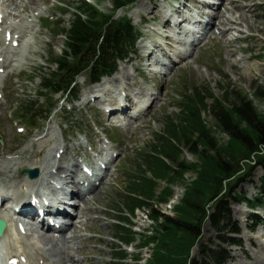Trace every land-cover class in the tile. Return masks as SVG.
I'll list each match as a JSON object with an SVG mask.
<instances>
[{"label":"rangeland","instance_id":"1","mask_svg":"<svg viewBox=\"0 0 264 264\" xmlns=\"http://www.w3.org/2000/svg\"><path fill=\"white\" fill-rule=\"evenodd\" d=\"M73 1L75 0H0L2 12L8 21L16 22L14 27L16 26L21 36V43L17 48H0L1 58L4 60V73L0 74V93L3 96L0 104L5 100L0 105V191L14 201L25 199L36 192L52 194L51 187L47 184H28L19 174L24 166L38 168L40 176L44 178L49 175L55 162L63 168L69 166L68 159L73 158L72 149L80 135L91 138L95 131H101L98 124L101 119L96 118L95 111L82 107L80 103L68 105L60 95L52 100L57 108L48 123L39 125V132L27 131L28 126L23 122L17 126L12 122L19 120L16 115L19 103L38 99L41 73H48L50 68L49 52L59 55L63 48V38L54 37L49 30L43 28V20L53 16L67 26L70 15L60 16L55 7L63 3L72 4ZM98 8L103 13L111 9L107 0L102 1ZM221 8L219 14L235 23L227 25L224 19L226 25L217 24L221 33L218 35L215 29L211 32L212 35L202 37L193 48L195 50L191 57L181 59L166 75L162 66L154 62V57L148 58V53L153 45L161 43L174 56L183 49L182 41L186 35L180 28H164L159 25L168 18L177 20L180 24H185L191 16L202 21L201 13L205 10L192 0H178L177 4L173 0H137L134 7L125 12L133 25L145 35L143 41H138L136 45L140 59L137 57L132 62L123 63L120 71H117V78H120L117 86L131 94H137L138 91L144 95H153L152 99L156 98L154 105L144 118L136 122L126 120L125 116L121 120H114L113 123L121 127L118 131H109L108 127L112 123L104 121L102 131L108 130L105 132L114 142L108 148L116 152L118 158L111 164L99 188L80 205L82 211L77 209L75 228L67 232L77 240L68 244L67 253L48 256L34 230L27 237H19L22 248L40 254L47 264H111L114 253L119 250V243L113 235V224H116L113 220L118 216L114 212L115 199L122 190L124 170L130 172L138 149L148 144L152 134L161 129L167 115L173 116L177 112L176 93L181 91L184 82L209 84L214 92L217 91L218 83L229 84L248 95L258 86L264 87V0H227ZM122 16L123 12L116 15L117 18ZM213 19L216 22V18ZM28 24L33 28L27 30ZM154 31L171 38L158 37ZM76 87L79 98L89 90L84 77L77 80ZM255 105L263 112V103L255 102ZM93 120L100 129L95 130L91 126ZM207 122L212 123L210 118H207ZM17 127H25L24 133L19 134ZM218 138L226 140L223 135H218ZM60 148L61 151L67 150L62 155L65 158L63 161L53 158ZM97 156L99 157L98 154ZM183 157L188 162L195 161L194 156L186 151H183ZM49 161L52 164L46 166ZM261 176L262 170L259 167L254 163L247 164L232 181V194L235 192L250 200L258 193ZM193 178V174H188L184 179L188 182ZM184 188V184L172 187L168 203L158 206L157 211L164 216L174 217V208L180 203ZM260 198L259 203L263 208L253 212L244 204L228 200L230 216L223 232H215L209 224L200 228L202 246L226 255L221 264H264V198ZM1 212L3 211L0 210ZM251 215L258 216L262 223L255 224L251 221ZM130 220L132 232L138 235V240L123 249L130 263V259L138 256V264H146L150 252L147 249L141 250L138 244L141 243V236L151 233V222L142 211H136ZM232 230H236L238 234H231ZM230 240H235L239 246H230ZM60 246H65V242L59 241L58 247ZM66 254L69 258L73 256L70 263L62 259ZM190 258L214 264L200 255L198 247L193 248Z\"/></svg>","mask_w":264,"mask_h":264},{"label":"trees","instance_id":"2","mask_svg":"<svg viewBox=\"0 0 264 264\" xmlns=\"http://www.w3.org/2000/svg\"><path fill=\"white\" fill-rule=\"evenodd\" d=\"M107 1L111 5L107 13L85 0L59 8L61 13L70 12L71 19L67 28L54 24L65 39L61 55L50 53L52 70L41 76L46 107L49 95L64 93L75 97L72 84L78 76L97 82L111 75L116 61L132 52L137 33L126 16L117 18L115 14L136 0ZM217 87L214 92L209 84L184 82L176 93L177 112L165 117L161 129L138 150L130 172L126 170L115 203L119 224L113 232L122 244L131 245L137 236L126 228L131 225L128 217L136 210L145 212L152 233L141 236L138 247L152 248L147 264H207L190 259L196 245L203 257L221 264V253L202 247L200 228L208 222L215 232H223L230 216V198L247 207L257 203L256 197L247 200L232 194V181L247 164L254 163L262 169L257 196L264 194V110L260 112L255 105H264V87L258 86L249 95L229 84L218 83ZM42 108L26 101L19 113L23 121L36 125L39 119L48 117L52 106L45 112ZM218 135L226 140H219ZM183 151L194 156L195 161L188 162ZM188 174L194 178L186 182ZM177 184L185 185L182 199L174 208V217L164 216L157 207L169 201L172 187ZM236 244L230 241V245ZM125 260V252L119 251L112 264H125ZM133 260L137 264L138 257Z\"/></svg>","mask_w":264,"mask_h":264},{"label":"bare ground","instance_id":"3","mask_svg":"<svg viewBox=\"0 0 264 264\" xmlns=\"http://www.w3.org/2000/svg\"><path fill=\"white\" fill-rule=\"evenodd\" d=\"M225 0H221L220 1V3H219V5H218V11L215 13V18H216V22H214V21H212V25H211V27L209 28V31H208V33L210 32H212L213 30H215L216 29V33L219 35L221 32H220V29L217 27V24L218 25H226V22L225 21H223L224 19L227 21V25H233L235 22L233 21V20H231V19H228V17L227 18H223V16H221V14H219L220 12H221V10H222V8L221 7H223V4H225V2L227 1H225ZM230 4H232V2L230 1ZM224 9H225V7H224ZM228 12H231V11H229V10H227ZM222 19V20H221ZM231 30V29H230ZM14 34H16V33H13V35ZM4 37H3V40H2V42L4 43ZM168 39V38H167ZM151 51V50H150ZM193 54V51L191 50V51H189V52H186V53H184V55L183 56H187V57H190L191 55ZM182 56V57H183ZM182 57H180V56H178V58L177 59H180V58H182ZM187 57H185V58H187ZM181 60V59H180ZM122 66V65H121ZM1 68V67H0ZM115 80H117V75L116 76H114L113 78H109V79H107V78H105V79H103L97 86H96V88H97V90H98V92H103V91H105L107 88H108V86L110 85V84H112ZM119 102L120 103H115L113 106H111V111L112 112H114L115 110H117V109H120V110H122V106H125V103L126 102H132V99H131V96L130 95H127L126 96V98H121V99H119ZM61 159V158H60ZM64 160V159H63ZM75 161V160H74ZM52 164L51 163V161H49L48 163H46V166L48 165V164ZM72 165L73 166H75L76 164L75 163H73L72 162ZM45 166V167H46ZM24 168H28V167H25L24 166ZM52 168L53 169H55V171L53 172H51L52 173V175H50V176H48L47 178H51V176H54V177H58V178H62L61 176H63L64 174L62 173V172H64V173H66V168L64 167H62V166H60L59 165V163L58 162H55L54 164H53V166H52ZM63 168V169H62ZM40 178L42 179L43 177L42 176H40ZM45 179L46 181L48 180V179ZM53 178V177H52ZM78 177H77V175H75V176H72V177H70V178H66L65 180H60L61 182H65V181H67L68 183H74V181L77 179ZM53 179H55V178H53ZM56 180V179H55ZM79 180H81L80 178H79ZM105 180V177H103L102 179H101V181L99 182V185L97 186V187H93V188H90L89 190H87L84 194H80V196H79V198H80V200L78 201V206H80L82 203H84L87 199H89L88 197L93 193V192H95L98 188H99V186L103 183V181ZM44 184H47L45 181L43 182ZM49 183V182H48ZM57 183V182H56ZM70 183V184H71ZM92 191V192H91ZM81 211H82V209H81ZM75 218V217H74ZM73 218V219H74ZM0 219H3L1 216H0ZM3 220H5V218L3 219ZM7 221V220H6ZM70 224L67 226V228H66V230L64 231V238H63V242H65V246H60V248L58 247V241H55L51 236H49V235H47V234H44V235H40V236H38V238H39V243H40V245H42V247L44 248V249H46V253H47V255L48 256H57L58 254H61V253H67V251H68V249L69 248H67V246H68V244L69 243H72V240L73 241H75V240H77V238H75V236L74 235H71V234H68V233H65V232H69V230L71 229V228H75V224H74V222H73V220H70V222H69ZM7 225H8V227H7V230L5 231V235L0 239V245H5V244H9L10 242H12V243H14V242H16V244H17V248L18 249H22L21 248V246L19 245V242H17V232L15 231V229L13 228V226H12V223H8V221H7ZM67 243V244H66ZM253 244V243H252ZM23 250V249H22ZM22 253H24L26 256H27V264H39V261L40 260H43L41 257H39V256H37V258L35 259V262L33 261V257L35 256V254H33V253H31V252H28V251H26V252H24V251H21ZM9 254L8 255H12L13 253H14V251H11V252H8ZM45 253V252H44ZM24 254H19V256H23ZM37 255V254H36ZM67 255V254H66ZM73 256H70V258L68 257V255L67 256H64L63 255V258L62 259H66V260H68V262H70L71 260H73V258H72ZM52 259V258H51ZM50 259V260H51ZM249 259V258H248ZM52 261V260H51ZM55 263V262H54ZM43 264H46V262L45 261H43Z\"/></svg>","mask_w":264,"mask_h":264},{"label":"water","instance_id":"4","mask_svg":"<svg viewBox=\"0 0 264 264\" xmlns=\"http://www.w3.org/2000/svg\"><path fill=\"white\" fill-rule=\"evenodd\" d=\"M23 174H27L30 179H34L37 177L38 172L36 169L35 170L24 169L21 171V175ZM4 228H5V225L0 222V236L3 233Z\"/></svg>","mask_w":264,"mask_h":264}]
</instances>
